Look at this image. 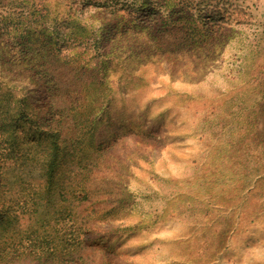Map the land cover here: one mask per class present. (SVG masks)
I'll return each mask as SVG.
<instances>
[{"label": "rangeland", "instance_id": "374dc122", "mask_svg": "<svg viewBox=\"0 0 264 264\" xmlns=\"http://www.w3.org/2000/svg\"><path fill=\"white\" fill-rule=\"evenodd\" d=\"M0 264H264V0H0Z\"/></svg>", "mask_w": 264, "mask_h": 264}, {"label": "trees", "instance_id": "16d2710c", "mask_svg": "<svg viewBox=\"0 0 264 264\" xmlns=\"http://www.w3.org/2000/svg\"><path fill=\"white\" fill-rule=\"evenodd\" d=\"M78 199L83 200L85 199V195L83 194ZM40 204L37 200H31V204L29 207L23 206V209L27 210H34V212L38 213L39 215L43 216V211L39 208ZM59 216L55 219L57 220V234H55V243H62L63 246L67 245L66 251L64 255L66 257V262H69L74 259H77V249L84 243L81 235V226L77 224L75 220V214L70 212H58ZM30 246L28 254H37L39 251L34 250V246ZM40 249V248H39ZM58 246H54L49 253V256L54 260L59 258V254L57 252ZM15 252V250H14Z\"/></svg>", "mask_w": 264, "mask_h": 264}, {"label": "crops", "instance_id": "0c3cea01", "mask_svg": "<svg viewBox=\"0 0 264 264\" xmlns=\"http://www.w3.org/2000/svg\"><path fill=\"white\" fill-rule=\"evenodd\" d=\"M209 135H210L209 136V229L211 230V239H212L214 235L222 232L223 230L222 228H224V226L219 227L218 222L223 221L224 215L226 216L227 212L230 211L229 209L230 207L226 206L225 210L222 209V211H220V215L219 213L216 215L213 213V208H214L213 182L217 181L218 183H220L222 182L223 179L222 172L219 170H215V165L223 164L225 158V161L228 163L227 170L229 172L228 156L230 155V151H229L228 135L226 137V155L223 154L224 153L223 149L219 146V141L221 142L223 141V135H220L219 137L218 134L214 135L213 132ZM215 139H218L217 145L214 144ZM228 172L226 175H228ZM220 199L222 203L223 202L222 196H220ZM226 201H228L227 198Z\"/></svg>", "mask_w": 264, "mask_h": 264}]
</instances>
